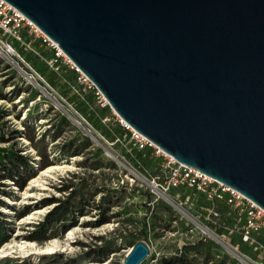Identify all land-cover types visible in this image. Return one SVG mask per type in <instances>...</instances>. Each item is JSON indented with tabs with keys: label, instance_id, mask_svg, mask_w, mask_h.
<instances>
[{
	"label": "water",
	"instance_id": "95a60500",
	"mask_svg": "<svg viewBox=\"0 0 264 264\" xmlns=\"http://www.w3.org/2000/svg\"><path fill=\"white\" fill-rule=\"evenodd\" d=\"M6 1L126 123L264 208V0Z\"/></svg>",
	"mask_w": 264,
	"mask_h": 264
},
{
	"label": "rangeland",
	"instance_id": "374dc122",
	"mask_svg": "<svg viewBox=\"0 0 264 264\" xmlns=\"http://www.w3.org/2000/svg\"><path fill=\"white\" fill-rule=\"evenodd\" d=\"M38 49L46 57H50L52 54L51 50L45 47V45L38 47ZM45 49L46 51H44ZM66 58V55H62L58 59L57 63L60 65L57 72L45 64L50 71L54 73L56 78V84L49 81L50 88L40 80H29L25 78L21 73L19 67L20 63L13 55H0V132H3L4 135H9V131L12 128H18L20 131H24L23 121L26 120L27 122L33 121L34 134L36 136L31 141L21 132L17 137L9 141H0V151L3 147L13 142L16 147L21 149L23 154L30 156L32 165V169L29 171L28 178L25 180L23 186L17 187L9 179H5L4 184L1 186L4 192H0V198L5 201L6 205H0V212L4 215L3 219H6L2 221H6L5 229L8 238L0 245V264H46L50 261V255L52 254H25L18 250V246L32 242L36 247H41L51 240H56L60 246L59 249L61 250H57L56 252H63L65 255L74 257L77 264H122L125 253L129 248V245H127L125 241L131 238L136 239L135 242L140 240L144 241L149 249L148 255L139 264H155L162 255L179 253L183 243L194 242L197 237L203 235V233L197 225L188 222L182 211L173 204L159 198L156 200L159 202L158 206L155 204L156 201L152 200V194L143 178H150L160 171V159L158 165L150 166L140 162L141 166H139L138 161L134 160L135 156L131 148L132 140H130V143L120 135H115L114 138L111 139L101 130V128H106L109 125L107 124L108 121H118L117 113L111 106L108 103L102 104L104 102L103 99L96 94L95 103L109 109V113L102 116L100 121L105 127H98L93 121L87 119L85 115L80 112L78 106L73 103L75 94L68 89L66 94L61 91V89L65 87V79L73 77L74 73L73 68L69 66ZM42 61H39L38 58L34 59L36 68L45 72L46 66ZM90 89L96 90L95 88ZM84 97L86 100V94H84ZM88 101L92 103L90 100ZM83 104L88 107L87 103L83 102ZM81 116H84L92 127H89L82 120ZM105 117H109V120L104 119ZM75 119L80 120L81 124H78ZM26 131L29 134L31 133L30 129ZM104 131L106 130L104 129ZM83 137H88L91 142L90 145L84 149L86 153L80 152L74 154L70 152L75 144H78ZM70 139H75V141L70 143ZM97 147L100 151L93 153V158L102 157L100 160L101 166L98 168H96V166L87 168L81 166L79 162L87 156V154V160L89 162L92 159L89 152ZM37 148H39L40 151H47L49 159L51 160L50 165L70 166L68 169L56 171L51 175L52 177L43 176L44 181L42 180V183L44 184V190H39L37 186L31 185L32 180L38 178L40 172L46 168L40 169L38 165L37 158L39 155ZM105 148L115 155V157L106 153ZM108 159L114 160L117 167L109 166L107 163ZM128 167L133 169L136 174L131 172ZM73 172H79L80 175L86 178L85 181L90 184L95 182L97 184H106L110 182L113 185H124L128 183L129 186H134V193L130 195L132 189L127 186L126 193L120 199V204L113 206V211L119 210L118 215L113 216L108 221L97 226L87 225L85 223L87 221H92L96 217V210L92 209L90 212L79 216L76 223L63 233L52 236L45 241L30 239L29 235L31 234V229L34 227L33 224L40 220L57 202L42 206H35V204L45 196L52 195L64 198L65 193L59 191L56 186L62 184V182L65 183L66 179H69ZM138 175L141 178L138 177ZM27 187L33 192L34 195L32 197H25L24 191ZM100 195L101 193L94 194L92 198L89 199L90 203H92V201H98ZM85 197L87 198V196ZM132 201L136 203L135 207L129 205V202ZM143 201L147 206L146 209L141 205ZM198 203L203 204V207H205L207 200L200 197ZM26 204L30 205V212H39L35 213L32 219L23 221V217H18L16 212H19ZM165 205H168V210L162 209ZM193 205V203L189 204V201L183 203L186 209H188V206ZM223 205L227 210L231 208V206L225 203H223ZM204 211L205 210L201 208L197 209L195 212L214 232L223 236L231 245H236L235 239L237 240L238 234L235 231H237L238 228L230 230V226L228 227V225L221 220H218L217 224H213L205 217L206 213ZM143 219L150 223L152 220L154 221V224L151 226L152 229L149 231L146 239L140 238L137 233V226H140V221ZM69 221L70 220L66 219L65 223H69ZM184 221L186 222L184 223ZM58 232H60L59 226ZM204 235L207 236L208 239L218 247L221 251L220 253L225 256V264H247L242 258L235 254V252L238 253L235 249L229 245V247L225 246L210 234ZM99 237H103L102 241L105 240L120 246L119 250L110 253V255L102 261L84 257L82 251L87 247L81 245V243L92 245V242H98ZM243 248L244 247H241V245H238L240 251L253 256L249 253L248 249L247 251ZM2 250H4V252H2ZM195 257L196 264H203L201 254H195ZM218 263L219 260L215 262V264ZM208 264L211 263L208 262Z\"/></svg>",
	"mask_w": 264,
	"mask_h": 264
},
{
	"label": "trees",
	"instance_id": "16d2710c",
	"mask_svg": "<svg viewBox=\"0 0 264 264\" xmlns=\"http://www.w3.org/2000/svg\"><path fill=\"white\" fill-rule=\"evenodd\" d=\"M28 38V37H26ZM34 45H38L37 39L31 38ZM16 43L17 50L23 54V56L29 60L32 64V66L46 79V81L49 83V81L56 84V78L54 73L50 71V69L45 65L44 61L40 59L36 54L32 53L31 51L27 50L24 46L19 45L18 42ZM46 51V49L44 50ZM38 58L39 61L41 60L43 64L46 66V71H40V69L36 68L34 59ZM58 63V67H59ZM58 69V68H57ZM57 72V70H55ZM73 77H68L65 79V87L61 89V91L66 94L67 91H71L73 94H75V100H73V103L78 106L80 112L85 115L87 119L90 121H93L96 126L103 127L104 125L100 122L101 117L108 114L109 109L103 106H100L99 104L95 103V97L96 93L94 89H88L81 92H76L73 89V85H76V76L77 72L73 69ZM68 89V90H67ZM84 92V93H83ZM87 92V93H86ZM81 93V94H80ZM84 94H86V100L84 99ZM90 100L92 103H89ZM83 102L88 104V107L83 104ZM94 102V103H93ZM90 108V109H89ZM92 110V111H90ZM105 110V111H104ZM105 124V123H104ZM109 124L106 128H101L103 132L109 137L114 138L115 135L122 136L125 140L130 142L129 138V131L124 129L122 125L118 121H108ZM105 127V126H104ZM23 129L24 131H20L18 128H12L9 131V135H4L3 132H0V141L5 142L9 141L10 139H13L18 136L19 133L22 132V134L31 141L36 137L34 134V123L33 121H23ZM31 131V133H27L26 130ZM104 129L106 131H104ZM72 141H75V139H70V143ZM90 140L88 137H83L81 141H79L78 144H75L73 149L70 151L74 154L83 152L86 153L84 150L90 145ZM131 143V142H130ZM131 148L134 152V160L138 161V165L141 166L142 164L145 165H158L159 164V157L154 156L151 153V149L149 147H144L141 149H138L136 146H134L131 143ZM96 151H100V149L94 148L93 151H90L89 153L92 156V159L88 162V154L85 156L79 163L84 168L87 167H93L96 166L98 168L100 165V160L102 157H98L96 159L93 158V153ZM37 152L39 157L38 159V165L40 169L47 167L51 164V160L49 159V156L47 154V151H40L39 148H37ZM90 156V155H89ZM30 156L25 155L21 152V149L19 147H16L14 143H9L7 146L3 147L0 151V192H4L1 188V186L4 184L5 179L11 180L17 187L23 186L25 183V180L28 178L29 171L32 169V165L30 162ZM134 161V163H135ZM141 162V163H140ZM107 163L111 167H117L114 160L108 159ZM85 177L83 175H80L79 172H73L71 173V177L69 179H66L65 183L62 182V184L56 186V188L59 191H63L65 193L64 198H59L57 196H45L42 199L38 201V203L35 204V206H42L45 204H50L52 202H57L53 207H51L40 220H38L36 223L33 224V228L30 231L29 238L33 240L38 241H45L49 239L52 236H55L59 233H63L66 231L70 226L74 225L77 221V218L81 215H84L88 212H90L92 209H95L96 217L92 221L85 222L87 225L97 226L103 222L108 221L113 216L118 215L119 210L113 211V206H117L120 204L121 197L124 196L126 193L127 186H129L128 183L122 184V185H113L112 183H106V184H97L95 183H88L85 181ZM132 190L130 191V195H132L134 192V186H129ZM177 188L172 189L173 191H179L180 195L182 197L188 195L189 196V204H194L191 206V209L193 214L196 215L199 218V215L195 212L197 209H201L203 207V204L198 203V199L200 197H204V195L201 192H197L195 190H189L185 188ZM101 193L99 200L90 203L89 199L92 198L94 194ZM87 196V198L85 197ZM194 201V202H193ZM223 201L221 200H213V205L216 207V209L219 211V216L216 219L215 222L211 221L213 224H217V221L221 220L225 222L228 227L230 226L232 229H236L239 227V225L235 224V213L233 208L225 209L223 205ZM156 205L159 206V202H155ZM0 205H6L5 201L0 198ZM129 205L135 207L136 203L129 202ZM141 205L144 206L146 209L147 206L143 202H141ZM208 205V201L205 205V207ZM168 205H165L162 209L168 210ZM34 211V210H33ZM32 212V211H31ZM30 212V205L26 204L22 207V209L17 213V216L24 217ZM155 217V216H154ZM174 217V216H173ZM4 215L0 212V245L6 241L8 238L6 229H5V222L2 220ZM70 220L69 223H65V220ZM174 219V218H173ZM180 219V218H179ZM199 220L202 221V219L199 218ZM140 226H137V233L139 234L140 238L146 239L149 231L152 229L151 226L154 224V221L152 220L151 223L147 222L146 220L140 221ZM186 221H184L185 223ZM189 222V221H188ZM203 222V221H202ZM204 223V222H203ZM187 224V223H186ZM206 224V223H205ZM235 225V227H234ZM58 226L59 231L58 232ZM168 226V225H167ZM168 228V227H167ZM191 231V229H190ZM238 234L237 240L235 239L236 245H241V247H244L243 249L249 250V253H251L254 257L262 260L264 262V250L258 249L256 251H252L246 242H244L241 239V234L239 233V230L235 231ZM103 237H99L98 242L94 241L92 242V245L81 243V245L86 246L87 248L82 251V254L84 257L87 258H93L96 261H102L103 259L107 258L110 253L115 252L119 250L120 246L115 245L112 242H108L103 240ZM260 239L264 242V237L260 236ZM136 239L131 238L128 239L126 242L127 245L131 246L132 244L136 243ZM247 250V251H248ZM221 251L218 249V247L210 240L207 236L200 235L197 237V239L194 242H187L183 243V245L180 248L179 253H173L171 255H162L159 258V261L155 264H196L195 262V254H201L202 255V263L210 262L211 264H215L217 260H219L218 264H225V256L220 253ZM52 255L49 262L46 264H77L76 259L70 255H65L63 252H53L50 253Z\"/></svg>",
	"mask_w": 264,
	"mask_h": 264
},
{
	"label": "built area",
	"instance_id": "2783aa9c",
	"mask_svg": "<svg viewBox=\"0 0 264 264\" xmlns=\"http://www.w3.org/2000/svg\"><path fill=\"white\" fill-rule=\"evenodd\" d=\"M31 38L37 39L38 45H34ZM15 42H18L19 45L24 46L27 50L36 54L53 70H57L58 59L62 55H65L60 51L54 41L42 32L30 19L24 16L21 11L8 1L0 0V55H13L20 63L19 67L25 78H28L29 80H40L42 83L50 87V84L32 66L31 62L17 50ZM42 45H45V47L51 50L52 54L50 57H46L40 52L38 47ZM66 60L69 66L77 72L76 85H73V89L79 93L90 88H95L96 94H98L104 101L102 104H106V99L87 75L84 74L68 57ZM81 118L89 127H92L84 116H81ZM104 119L109 120V117H105ZM117 119L122 127L129 131V138L132 140L134 146L138 149L149 147L151 153L160 158V171L150 178H143L152 194V200L156 201L161 198L176 206L182 211L189 222L200 228L202 233L210 234L225 246H230L235 249L239 254L233 250L232 251L247 264H264L262 260L240 251L237 245H231L223 236L214 232L207 224L203 223L193 214L192 210H190L191 206H188L189 210L184 208L183 203L189 201V196L186 195L182 197L179 191H173L172 189L185 188L201 192L208 201V205L204 207V212L206 213L205 217L213 222H215L219 216V211L213 205V200L218 199L231 206L236 215L235 224L239 225L238 230L241 234V239L247 243L252 251L258 249L264 250V242L260 239V236L264 237L263 207L243 195L235 188L216 180L199 168L178 161L142 133L131 126H128L129 124L123 121L118 114ZM76 121L81 124L80 120L76 119ZM232 228L230 227V230H232Z\"/></svg>",
	"mask_w": 264,
	"mask_h": 264
},
{
	"label": "bare ground",
	"instance_id": "6f19581e",
	"mask_svg": "<svg viewBox=\"0 0 264 264\" xmlns=\"http://www.w3.org/2000/svg\"><path fill=\"white\" fill-rule=\"evenodd\" d=\"M56 45L57 43L54 42ZM60 49V48H59ZM61 51V49H60ZM62 52V51H61ZM63 53V52H62ZM64 54V53H63ZM123 120V119H122ZM76 121V119H75ZM124 121V120H123ZM77 122V121H76ZM78 123V122H77ZM130 126V125H128ZM70 168V166L68 165H50L48 167H46L45 169H43L40 172V176L34 180H32L31 185L32 186H37L39 188V190H44V184L42 183L43 180V176H51L53 173H55L56 171H62L63 169H68ZM52 177V176H51ZM140 177V176H138ZM141 178V177H140ZM44 181V180H43ZM46 189V188H45ZM46 191V190H45ZM25 197H32L34 194L33 192L28 189V187L26 188V190L24 191ZM45 194V193H44ZM39 211H35V212H31L28 213L27 215H25L22 220L26 221V220H30L33 218L34 214L37 213ZM62 245V244H61ZM19 247V251L21 253H25V254H30V253H52V252H56L57 250H61L59 249L60 246L58 244V242H56V240H51L48 243H46L45 245L41 246V247H36L32 242H28L26 244H21L18 246ZM2 252H4V250H2ZM5 254V253H4Z\"/></svg>",
	"mask_w": 264,
	"mask_h": 264
}]
</instances>
